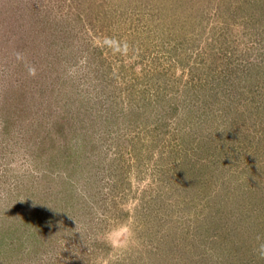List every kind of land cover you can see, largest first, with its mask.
I'll use <instances>...</instances> for the list:
<instances>
[{"label":"rangeland","instance_id":"1","mask_svg":"<svg viewBox=\"0 0 264 264\" xmlns=\"http://www.w3.org/2000/svg\"><path fill=\"white\" fill-rule=\"evenodd\" d=\"M0 264H264V0H0Z\"/></svg>","mask_w":264,"mask_h":264},{"label":"clouds","instance_id":"2","mask_svg":"<svg viewBox=\"0 0 264 264\" xmlns=\"http://www.w3.org/2000/svg\"><path fill=\"white\" fill-rule=\"evenodd\" d=\"M17 58H21V54L17 53ZM30 74L34 75L35 71L34 69L30 70ZM132 236H131V232L129 233L128 236V241H131ZM109 244L112 245L113 247H126L127 242L122 243V244H115L114 242L111 241V239L109 238L108 240Z\"/></svg>","mask_w":264,"mask_h":264}]
</instances>
